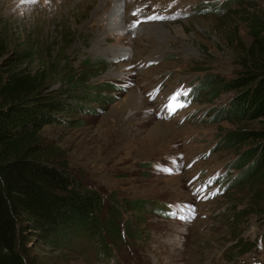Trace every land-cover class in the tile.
<instances>
[{"label": "rangeland", "instance_id": "1", "mask_svg": "<svg viewBox=\"0 0 264 264\" xmlns=\"http://www.w3.org/2000/svg\"><path fill=\"white\" fill-rule=\"evenodd\" d=\"M251 13L264 20V0H0L1 72L44 70L48 90L60 91L73 75L110 95L85 112L77 88L56 99L66 109L41 134L59 161L102 195L103 222L115 200L143 208L123 210L129 232L107 235L109 255L84 235L66 255L33 246L39 264H264V213L240 212L253 193L236 183V160L254 146L237 132L264 119H230L231 92L197 89L241 70ZM31 44L33 58L11 70Z\"/></svg>", "mask_w": 264, "mask_h": 264}, {"label": "trees", "instance_id": "2", "mask_svg": "<svg viewBox=\"0 0 264 264\" xmlns=\"http://www.w3.org/2000/svg\"><path fill=\"white\" fill-rule=\"evenodd\" d=\"M247 19L252 24V40L241 60V70L229 80L209 76L197 87L209 89L212 97L231 92V104L223 109L230 119H264V20L255 13ZM34 46L29 45L10 61L11 70L33 58ZM82 64L86 69L95 67L90 59ZM36 72L0 71V264H39L42 254L33 246L41 248L37 247L40 243L66 255L65 249L84 235L100 243L102 252L109 255L107 235L125 238L124 229L130 219L121 226L123 210L142 212V206L129 204L127 208L125 203L117 206L115 200L103 222L102 195L72 176L69 166L59 161L60 148L48 144L41 131L55 121L56 110L66 109L56 100L62 94L79 89L89 101L83 103V108L81 105L84 112L96 110L93 102L100 105L110 102V95L100 86L86 85L87 78L73 75L67 79L66 90H48L52 86H45L46 71ZM262 123L261 128L237 132L239 139L254 144L236 160V165L243 168L236 183L249 186L253 193L250 205L242 213H264V120ZM126 231L129 232L127 227ZM131 233L138 235L136 231Z\"/></svg>", "mask_w": 264, "mask_h": 264}, {"label": "snow or ice", "instance_id": "3", "mask_svg": "<svg viewBox=\"0 0 264 264\" xmlns=\"http://www.w3.org/2000/svg\"><path fill=\"white\" fill-rule=\"evenodd\" d=\"M22 2H32V3H34L35 2V0H22ZM175 99V97H173V100ZM171 106V105H170ZM177 106H182V105H177Z\"/></svg>", "mask_w": 264, "mask_h": 264}]
</instances>
